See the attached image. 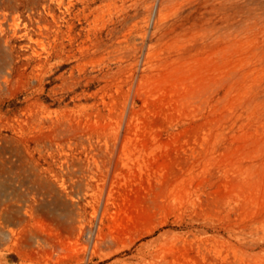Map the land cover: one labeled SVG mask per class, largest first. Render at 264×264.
<instances>
[{"label":"rangeland","instance_id":"374dc122","mask_svg":"<svg viewBox=\"0 0 264 264\" xmlns=\"http://www.w3.org/2000/svg\"><path fill=\"white\" fill-rule=\"evenodd\" d=\"M49 1L62 32L37 48L59 55L25 64L13 37L0 86V264H264L261 169L234 158L264 137V106L222 85L187 104L170 78L216 59L224 42L203 27L252 22L264 0H0V12L26 20ZM57 120L84 134L55 140ZM241 240L259 247L234 251Z\"/></svg>","mask_w":264,"mask_h":264},{"label":"bare ground","instance_id":"6f19581e","mask_svg":"<svg viewBox=\"0 0 264 264\" xmlns=\"http://www.w3.org/2000/svg\"><path fill=\"white\" fill-rule=\"evenodd\" d=\"M55 1L62 2V0ZM263 13L254 10L251 12L254 16L252 22L237 24L232 28L229 24L221 27L207 24L203 27L202 30L205 34L221 39L224 46L217 50L216 59L214 60L207 58L200 65L185 64L184 62L177 65L178 74L170 76V78L180 81L183 86V91L180 94L183 102L190 104L207 95L211 96L214 93L215 85H222L228 86V91L233 88L240 89L237 97L239 104L246 102V104L252 106L253 110L256 107L264 106V82L260 84L263 91L262 95L259 94V86L255 87V84L264 77ZM21 24L25 28L22 29ZM256 30L260 31L262 35H257ZM61 32L62 29L58 25V15L52 1L43 3L42 10L39 8L33 10L26 20L22 19L17 12H0V52L2 60L0 63V86L6 80L7 74L17 68L13 57L11 60L9 59L12 51L10 40L13 37L19 35L27 40V43L22 45L24 49H27L22 52L24 63L39 68L43 67L53 55H59L60 45L56 46L53 55L50 52L44 55L37 48V45L43 46L50 37L57 39ZM179 72H182L180 80ZM82 133L84 134L83 130L79 129L78 126L68 122L57 120L52 123V134L55 140H59L64 135L81 136ZM135 150H138V145L135 142L130 139L124 142L123 151L125 155H129ZM198 153L201 154L199 150H192L193 155ZM245 156L254 161L252 163L253 167L261 169V184L264 187V137L262 139L251 138L248 143L237 149L234 158L235 162L239 163V166L236 165L238 169L242 166L241 161ZM256 182L257 179L256 181H249L248 187L253 189L254 186L255 188ZM74 204L72 200L67 202V205L73 206ZM258 244L256 242L246 243L241 240L239 244L232 243L231 247L234 251L252 250Z\"/></svg>","mask_w":264,"mask_h":264}]
</instances>
